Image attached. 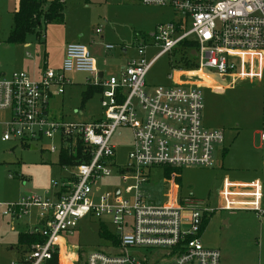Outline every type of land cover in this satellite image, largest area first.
<instances>
[{"label":"built area","instance_id":"1","mask_svg":"<svg viewBox=\"0 0 264 264\" xmlns=\"http://www.w3.org/2000/svg\"><path fill=\"white\" fill-rule=\"evenodd\" d=\"M37 1L45 12L50 2L58 0ZM137 1L169 8L179 16L151 35V46L160 52L150 61L147 46L139 44L136 58L118 76L103 78L88 48L74 43L66 46L59 69L43 62L39 78L24 71L9 77L0 73V113L6 115L0 122L2 142L35 147L49 140L52 154L75 153L81 145L86 158L63 166L70 169L69 176L52 182L55 192L0 203V222L22 219L37 208L42 224L37 230L45 238L21 262L11 264H220V252L205 247L201 238L204 222L215 210L180 196L179 171L214 166L215 151L225 141L222 130L212 131L202 124L201 89L220 92L231 87L225 78L232 82L250 79L261 84L264 98V0ZM185 43L192 45L183 49ZM177 51L181 55L168 76L170 84L149 88L146 78L154 63ZM181 56L194 68H186ZM72 73H86L94 85L102 87L101 118L73 122L51 114L49 102L64 93L67 75ZM214 75L225 84L214 80ZM124 130L132 134V149L120 164L115 160L118 143L114 137ZM260 145L264 161V125ZM158 172L163 175L164 191L161 198H153L145 187ZM113 176L120 178L125 192L116 187L94 201L97 183ZM220 196L219 210H253L264 218L260 182L225 180ZM82 221L113 225L108 244L89 251L73 246L68 238L76 234Z\"/></svg>","mask_w":264,"mask_h":264},{"label":"rangeland","instance_id":"2","mask_svg":"<svg viewBox=\"0 0 264 264\" xmlns=\"http://www.w3.org/2000/svg\"><path fill=\"white\" fill-rule=\"evenodd\" d=\"M62 1L64 22H42L38 28L42 33L40 37L36 33L28 34L23 43H10L19 0H0V73L9 77L13 72L29 69L30 75L36 76L43 67L45 55L47 67L57 69L62 64L64 46L80 43L88 48L106 77L118 76L120 68L136 57L139 44L147 46L148 61L158 54L160 49L151 46V35L160 25L179 18L169 8L146 6L137 0ZM105 45H113L114 49L105 50ZM124 48L126 52H123ZM180 55L177 51L154 63L146 78L149 88L170 84L168 76ZM68 78L72 84L65 87L64 95L49 102L51 114L57 119L62 117L73 122L100 118L103 110L99 95L94 94L83 105L85 87L96 84L93 77L72 73ZM225 80L231 87L223 91L201 89L202 124L212 131L222 130L225 141L215 151L214 166L180 169V196L192 197L215 210L206 225L202 242L219 249L221 264H264V218H259L253 210L239 209L233 214L219 210L225 180L241 184L260 182L264 206V163L259 147L264 125L263 89L261 84L250 79ZM5 118L6 115L0 113V122ZM114 141L118 143L115 160L123 164L132 149V134L124 130L121 136L114 137ZM56 144L59 145L58 139ZM51 145V141L45 140L34 145L33 150L31 146L0 139V203L46 196L56 191L52 182L60 183L68 178L70 169L61 165L59 152H49ZM162 178V172L153 176L145 187L148 195L162 197ZM116 187L125 192L119 177L102 179L95 186L92 199L95 201L99 195H108ZM104 225L109 233L115 230L111 224ZM101 226L99 222L82 221L76 234L68 240L73 246L88 251L105 247L108 243L101 238ZM35 228H42L36 208L22 219L6 218L0 222V264L21 262L28 250L26 246L18 245V236Z\"/></svg>","mask_w":264,"mask_h":264},{"label":"trees","instance_id":"3","mask_svg":"<svg viewBox=\"0 0 264 264\" xmlns=\"http://www.w3.org/2000/svg\"><path fill=\"white\" fill-rule=\"evenodd\" d=\"M64 3L61 1H54L49 4V7L44 12L41 9V3L37 0H19L18 8L14 13L13 17V27L9 36L10 43H23L26 39L28 34L36 33L38 37L41 36V32L38 31V28L41 26V23L44 22L45 24L51 22H64ZM190 43L183 44V49L191 46ZM181 63L186 68H194L192 64L187 62L185 56H181ZM102 87L100 86H91L89 87L84 95H83V105L92 98V96L96 93H101ZM83 148L81 145L77 146V149L71 151H62L60 155V163L62 166L69 165L72 166L74 164L80 163L81 160H86L82 156ZM169 170V169H168ZM210 219H206L203 225V231L208 224ZM100 228V235L101 238L108 242V239H111L112 236L108 232L106 226L101 224ZM37 230V228H35ZM45 242V238L39 234L38 230L35 233L23 232L20 233L18 236V245L20 247L26 246L27 250L29 251L33 245L43 244Z\"/></svg>","mask_w":264,"mask_h":264},{"label":"crops","instance_id":"4","mask_svg":"<svg viewBox=\"0 0 264 264\" xmlns=\"http://www.w3.org/2000/svg\"><path fill=\"white\" fill-rule=\"evenodd\" d=\"M52 2H54V1H52ZM51 3V2H50ZM49 3V4H50ZM18 4H19V2H18ZM48 7H49V5H48ZM17 10V9H16ZM68 44H66L65 46H64V48H63V57H62V62H63V59H64V55H65V49H66V46H67ZM106 46L107 45H105L104 46V48H105V50H107L106 49ZM127 50H126V48H124V51L123 52H126ZM92 55V54H91ZM93 56V55H92ZM134 58H136V57H134ZM133 58V59H134ZM95 59V58H94ZM132 60V59H131ZM130 61V60H129ZM129 61H127L126 62V64L129 62ZM43 62H47V64H48V59H47V55H45V57H44V61ZM126 64L124 65V66H122L121 68H120V71H121V69L123 68V67H125L126 66ZM62 65V64H61ZM61 65L59 66V68L61 67ZM96 65H97V70H98V73H99V75H100V77L102 76L103 78H107L106 76H105V73L103 72V69H99V67H98V62H96ZM27 68H29V67H27ZM59 68H57V69H59ZM42 69H43V67H42ZM41 69V70H42ZM41 70L40 71H38L37 72V74H36V76H33V75H31V76H33L34 78H39L40 77V74H41ZM26 73H28L29 75H30V71H29V69H28V71L26 72ZM119 74H120V72H119ZM67 79L69 80L68 82V84L66 85V86H68V85H71L72 84V82H71V80L68 78V75H67ZM88 82H90V79H88L87 80ZM65 86V87H66ZM91 86H96V85H87L86 87H85V91L89 88V87H91ZM64 93H65V90H64ZM64 93L62 94V95H58V96H55V97H60V96H63L64 95ZM97 95H99L100 96V99H101V93H96ZM54 98V97H53ZM100 106H101V104H100ZM102 115H103V112H102ZM102 115H101V117H102ZM100 117V118H101ZM99 119V118H98ZM93 120H95V119H93ZM88 121H90V120H88ZM260 147V149H261V152H262V148H261V145L259 146ZM35 148V147H34ZM262 160H263V152H262ZM263 163H264V161H263ZM181 191V190H180ZM37 209V208H36ZM235 212V211H234ZM234 212H229L230 214H233ZM37 216H38V210H37ZM39 219V218H38ZM224 224H227V221H224ZM205 230H206V227H205V229H204V231L202 232V237H203V234H204V232H205ZM32 231V230H31ZM31 231H29V232H31ZM201 237V238H202ZM203 239V238H202ZM203 241V240H202ZM204 244V246L205 247H207V248H211V249H216V248H214V247H211V246H209V245H207V244H205V243H203ZM216 250H218L219 251V249H216ZM220 264H221V261H220Z\"/></svg>","mask_w":264,"mask_h":264},{"label":"water","instance_id":"5","mask_svg":"<svg viewBox=\"0 0 264 264\" xmlns=\"http://www.w3.org/2000/svg\"><path fill=\"white\" fill-rule=\"evenodd\" d=\"M212 78L214 79V80H216V81H218L219 83H221L222 85H224L225 84V82L224 81H222L218 76H216V75H214V76H212ZM31 149H35L34 147H31ZM117 193H118V191H117Z\"/></svg>","mask_w":264,"mask_h":264}]
</instances>
